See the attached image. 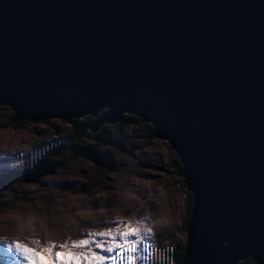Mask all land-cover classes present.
<instances>
[{
  "label": "water",
  "instance_id": "1",
  "mask_svg": "<svg viewBox=\"0 0 264 264\" xmlns=\"http://www.w3.org/2000/svg\"><path fill=\"white\" fill-rule=\"evenodd\" d=\"M0 104L148 122L190 194L178 264H264V0H0Z\"/></svg>",
  "mask_w": 264,
  "mask_h": 264
},
{
  "label": "rangeland",
  "instance_id": "2",
  "mask_svg": "<svg viewBox=\"0 0 264 264\" xmlns=\"http://www.w3.org/2000/svg\"><path fill=\"white\" fill-rule=\"evenodd\" d=\"M10 112L0 104V236L62 242L83 238L78 230L100 231L117 216L145 217L151 247L134 264H174L168 252L183 247L186 195L164 139L135 123L113 130L102 122L104 143L78 138L63 147L66 121L10 126Z\"/></svg>",
  "mask_w": 264,
  "mask_h": 264
},
{
  "label": "snow or ice",
  "instance_id": "3",
  "mask_svg": "<svg viewBox=\"0 0 264 264\" xmlns=\"http://www.w3.org/2000/svg\"><path fill=\"white\" fill-rule=\"evenodd\" d=\"M147 218L103 221L100 231L78 230L81 239L62 242L16 233V239L0 236V264H134L139 252H148L152 228ZM136 253L137 255H133ZM147 259V257H145Z\"/></svg>",
  "mask_w": 264,
  "mask_h": 264
},
{
  "label": "trees",
  "instance_id": "4",
  "mask_svg": "<svg viewBox=\"0 0 264 264\" xmlns=\"http://www.w3.org/2000/svg\"><path fill=\"white\" fill-rule=\"evenodd\" d=\"M103 110L98 111L96 114L94 115H82V116H77V117H70L66 123H67V128H68V136L66 138V140L64 142L60 141L59 145L63 146V147H67V144L70 142V140L73 139H78V138H84L87 140H91L93 141L95 144H101L105 142V135H104V125L101 124L99 125L93 132H87L84 127L89 124L90 122H92L94 119L97 118V116L99 114L102 113ZM10 116L8 119V124L10 126H16L19 123H21V120H10L12 117V112H10ZM123 123H135L137 125H139L140 127L146 129V132L149 133L150 131V124L148 122H144V121H140L138 120V118L132 114H128V113H123L121 114V117L112 123H109L110 127L113 128V130L117 129L118 125H121ZM150 134V133H149ZM174 155V154H173ZM172 165L175 168L176 172L179 174V162L177 160V158L173 157V161H172ZM185 195H186V200L184 202V208H185V217H184V221H183V229L185 228V220L188 216V209L190 206V194L189 191H184ZM182 250L183 247H178L174 252H168V254L170 255V258H172L174 260V264H178L179 259L181 257L182 254ZM162 263V261L160 262V264ZM164 263V262H163ZM236 264H255L254 261L252 259H250L249 257H245L243 259H239Z\"/></svg>",
  "mask_w": 264,
  "mask_h": 264
}]
</instances>
